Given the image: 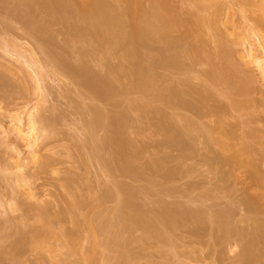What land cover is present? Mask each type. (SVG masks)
Returning a JSON list of instances; mask_svg holds the SVG:
<instances>
[{"label":"rangeland","instance_id":"1","mask_svg":"<svg viewBox=\"0 0 264 264\" xmlns=\"http://www.w3.org/2000/svg\"><path fill=\"white\" fill-rule=\"evenodd\" d=\"M40 1L0 0V242L5 248L14 244H18V249L22 246L16 252L17 257L5 256L3 264H72L75 260L66 240L62 241L63 245L54 237L49 240L56 248L59 246L58 259L55 254L23 244L34 230H42L44 223L37 215L44 208L48 212L44 210V215H48L41 214V218L50 222L46 227L67 236L76 231L75 213L89 221L90 224L87 220L83 224L85 219L81 222L84 229L81 226L82 240L77 248L88 251L93 239L89 242L93 234L90 230H95L99 242L95 264H119L117 257L121 251L127 254L126 264H235V259L243 253L245 242L240 243L241 237H229L228 243L216 242L211 221L199 223L190 214L201 211L210 215L228 208L231 223L239 233L246 229L251 233L264 223V213L258 216L262 225L258 219L259 224L251 222V212L245 206L249 197L253 199L255 194L260 197L264 193V184L260 186L263 182H258V186L255 181L257 172L264 180V21L260 19L264 16V7L261 0H206L203 7L185 0L174 1L173 5L183 16L194 21L215 14L218 7L215 36L222 37L226 46L228 43L233 53L231 63L242 74L241 79H248L242 84L228 80L230 83L225 81V85L221 83L216 88L212 85L210 88L219 94L215 101H206L202 113H196L190 106L184 109L174 104L162 105L135 88L127 89L126 83H135L130 77L114 78L108 86L100 85L101 80L94 81L107 75V67H120L122 51H114L107 64L101 63L102 58L98 56H83V49L92 45V39L54 23V16ZM113 5L128 7L123 0H114ZM205 25L203 38L208 44L204 49L211 65L194 66L183 59L184 67L181 64L176 70L173 60H167L173 53H168L166 44L156 47L162 51L161 57H166L162 59L173 64L165 62L163 68L157 69V75L162 80L171 78L170 86L174 82L189 83L187 87L182 85L181 90H186L183 99L190 104L200 101L202 86L211 85L202 73L220 69L217 68L220 63L214 61L221 49L215 37L207 34ZM180 35V29L172 30L171 38L178 42L174 43L175 48L181 50L192 45L193 38L179 41ZM232 85L244 86L245 89L241 88L248 94L242 96L240 92L235 97V92L230 90L235 88ZM190 88L198 92L192 93ZM236 100L240 105L237 103L239 107L235 108ZM132 101L150 104L160 112L145 114L131 107ZM98 115L106 120L105 126L97 123L94 126ZM38 117L47 121L49 131L38 132L36 145L30 146L28 140L33 135L30 136L29 130L33 118L38 120ZM186 120L192 129L184 127L185 131L182 124ZM177 122L178 126L182 123L179 127L186 135L183 145L168 137L175 134L174 130L168 135L163 129ZM190 122L199 129L190 126ZM208 132L229 144V149L210 145ZM228 135L235 140H230ZM246 143L247 146L252 143L253 152L243 149ZM122 146H127V152ZM120 150L125 154L121 155ZM233 156L238 158L235 162ZM98 158L102 163L106 159L105 164L110 163L108 167L98 163ZM76 195L83 196L84 201L81 208L73 210ZM130 200L147 219L168 209L178 211L181 219L172 231H162L167 237L162 240L153 234V228L144 230L127 219L131 211L124 203ZM160 225L161 230L166 229ZM101 228L117 233L126 249L115 248L114 241L112 247L103 246L102 241L108 234L101 232ZM262 233L254 240L257 238L264 246V229ZM261 243L258 245L263 259Z\"/></svg>","mask_w":264,"mask_h":264},{"label":"bare ground","instance_id":"2","mask_svg":"<svg viewBox=\"0 0 264 264\" xmlns=\"http://www.w3.org/2000/svg\"><path fill=\"white\" fill-rule=\"evenodd\" d=\"M123 1H124V3L128 4V7L127 8L125 7V9L114 6L113 5L114 0H41L40 1V4L42 6H44L54 16V18H53L54 23L61 24L65 29L71 30V32H73L74 34H76L78 36L89 37L92 39V45L89 47L87 46L88 48L85 47L86 49L85 48L83 49L84 50V52L82 51L83 56L84 55H86V56L95 55V56L102 58L101 63L107 64L108 59L110 58L111 54L114 51H116V50L122 51V55H121L122 64L120 65V67H118V68H108L107 67V69H108L107 75L105 77H103L102 79L94 80V81H98V80L100 81L101 80L99 82L100 85L108 86V84L114 78H117L120 76L130 77V78H133L135 80V83H130V82L126 83L125 87L127 89H134L135 88V89L139 90L146 98L150 97L153 100L160 102L162 105H167V106L170 105L171 106L174 104V106L177 105L178 107H181V108L185 107L184 109H186V107L190 106L189 108H191V110L193 108L196 111V113L197 112L200 113L204 109L206 101H208V100L215 101L217 99L216 98L217 94H219V93H216L218 91L215 90L217 85L221 86V83L224 85H225V83H230V82L232 83L233 80H234L233 82H237V83L242 84L241 83L242 81L245 82L244 80H248L245 78H244V80L241 79V76H239V75H242V74L238 73L239 71H236L237 70V69H235L236 66H234L235 63L233 62L234 65L231 63L233 53H232L231 48L227 47L228 43L226 46L224 44L222 37H217V35L215 36V33L218 32V31H216L217 30V28H216V23H217L216 20L217 19L215 18L217 16L216 13H218V7H217L215 14L209 15L208 18L206 17V19H204V17L203 18L197 17L198 19L196 21H194V19L190 20L191 18L187 19L188 17L187 18L184 17L185 15L183 16V14L179 11V9L173 5L175 0H123ZM176 1L182 2L183 0H176ZM185 1H188V2H190L194 5H197L199 7H203L206 0H185ZM261 4H262L261 6L264 7V0H261ZM130 17H133V19L130 20ZM260 19H261V21L262 20L264 21V16H263V18H260ZM205 24L208 27L207 28V32H208L207 34L212 36V38L215 37L214 40H215V42L218 43L217 45H219V48L221 49L219 57L216 56L217 58H215L213 56L215 58L214 62H216L217 64L220 63L219 67H217L220 69L219 70L216 69L217 71H215L213 69L209 70V71L205 70L206 72L202 73V74H204L205 78L208 79V80L207 79L206 80L209 81V83H211V85H209V87H206V85L202 86L203 90L201 88H200L201 91L199 90V93L201 94L200 95L201 96L200 101H198L196 103L192 102L194 104H192V103L190 104L189 103L190 101H187V100L185 101V98L183 99V96L185 95L184 91H186V90L182 91L183 90L182 85H184V86L186 85V87H187V85L190 86L189 83L183 84L179 81L181 84L174 82L177 86L174 87L173 86V85H175L174 83H172V85L170 86L171 83L169 84V82L170 81L172 82V80H169V79H171V78H168V79L166 78L167 80L166 79L162 80L157 75L156 71H158L157 70L158 68H160L162 66L164 67V65H166L165 62L168 63V65H172V66L174 64V67L176 70H177V68L179 69L181 67V64H182V67H184L183 63L185 60H187L188 63H190V65L194 64V66H198L197 64H205V63H207V64L209 63L208 65H211L212 61L210 59V56H206L207 52L204 49L206 47L205 45H206L207 41L205 43V41H204L205 37L203 38V35L205 33L203 32L204 29L202 30V27ZM174 29H180L181 30V35L179 37V41H182L186 38L187 39L193 38L191 40L193 43H192V45L190 44L191 47L188 46L190 48H188V47H186V49L182 48L183 50L179 49L180 51L177 48H175V46H176L175 44L178 42H176V41L174 42V39L171 38V33H172V30H174ZM221 38H222V40H221ZM160 43L166 44V46L168 47V48L166 47L168 49L167 50L168 53L170 51H171V53H173V55L170 54L167 56V60H169V61L173 60V61H171L173 64H171V63L169 64V62L167 60L164 61L162 59V57L164 59L166 57L163 54H162L163 56L161 57L162 51L158 50V48H156L157 45ZM175 51L178 53L176 54ZM67 54L69 55L70 53L68 52ZM217 54H219V53H217ZM70 55H72V54H70ZM77 56H79V53ZM180 58L182 60L181 63H180V61H181ZM214 58H213V60H214ZM183 59H184V61H183ZM216 59H218V62ZM80 60H81V58H80ZM81 62L83 64V60H81ZM177 62H179L178 63L179 66H178ZM175 63H176V65H175ZM84 65H86V64L84 63ZM168 65H167V67H168ZM176 66H178V67H176ZM199 66H201V65H199ZM86 67H88V65H86ZM221 67H222V69H221ZM171 68H173V67H171ZM89 70H91V69H89ZM228 80L229 81L231 80V81L229 82ZM247 83L249 84V82H247ZM94 85H96V84H94ZM212 85L215 86V88L211 89L210 87H212ZM235 85H237V84H235ZM233 87H235V86H233ZM241 87L244 88V86L240 85V87L236 86L235 87L236 89L235 88L230 89L232 93L235 92V93H233V94H236V95H234L235 97L237 96V93L241 95L240 92L243 93L242 96H244L245 93L248 94L247 91L245 92V90H244L245 88L243 89L244 90V92H243ZM109 88H111V86ZM246 89H248V88H246ZM97 90H98V88H97ZM190 90H192V91H190L192 93L198 92V91H196V89L193 90V88L192 89L190 88ZM240 95H238V96H240ZM234 102H233V105L235 104L234 107L235 108L239 107L240 104L237 102V100H236V103H234ZM141 104L142 103H139L138 101H132L130 103V106L133 108L139 109L140 111H143V113H145V114L150 113L151 115H153V114H156L157 112H160V110L154 108L150 104H145V105H141ZM241 104H244V103H241ZM99 115H98L99 118H97V121L95 120V123H93L95 127H96V123L98 125H102V126L104 125L105 126L106 120L104 121V119H102L103 116L101 115L102 116L101 117ZM33 119H34V121L31 120V122L32 121L33 122L31 125V129L29 130L30 136L33 135L32 137H30L31 140L30 139L28 140L29 141L28 143L30 146L36 145L38 138L35 135H37L38 132H40V131L45 132V130L49 131V129L47 128L48 124L47 125L45 124L47 121L43 120L42 117H41V119H40V117H38V120H37V118H36V120H35V118H33ZM171 122H173V120ZM185 122L184 123L186 126L181 123L183 125L182 126L183 130L185 128L190 129L191 127H189L187 120ZM173 123H175V122H173ZM173 123H171L172 124L171 126H169V127L166 126L163 129H164V131L166 130V132H165L166 134L169 133L168 135H170V131L174 130L175 134H173L171 137L170 136H168V137L171 138V141L178 143V145H183V143H184L183 140H184L186 135H185L184 131L182 130V128H180L181 124L179 125L180 126L179 127L178 126L179 122H177L174 125H173ZM190 123H191L190 126H192L193 128H196V129L198 128V127H196L197 125H194V123H192V122H190ZM118 124H120V123H118ZM162 124H163V122H162ZM102 126H100V127H102ZM37 127H38V129H37ZM174 131H173V133H174ZM185 131H186V129H185ZM199 131H201V130H199ZM208 133H210V132H208ZM208 133H207V135H208ZM223 133H225V132H223ZM19 134L22 135L23 131H20ZM214 136H215V133L209 134V141L208 142L210 143V145L216 144V146H219V147L221 146L225 150L229 149L228 148L229 144L226 145L222 139H218ZM230 136H229V138L231 140V138H233V136L232 135H230ZM226 137H227V134H226ZM233 140H235V138H233ZM176 143H174V144H176ZM251 144H249L250 146L249 145L247 146V143H246V145L243 148L244 150H247V153H249L248 150L250 152L254 151V150H252L253 145H251ZM122 147H126L125 149H123V148L122 149L127 152V150H128L127 146H122ZM96 150H97V148H96ZM123 150H120V152H119V153H121V155L125 154V152ZM93 153H95V152H93ZM117 153H118V151H117ZM238 154L239 155H237V156L239 158L241 155H240V153H238ZM91 156L92 155H90V157ZM237 156L232 157L234 162L238 159V158L236 159ZM96 157H98V156H95L93 158H96ZM88 159H91V158H88ZM100 159H101V156H100ZM102 159H104V157ZM232 159L230 157L231 161H232ZM97 160H98V163L104 164L106 166H107V164H110V163H108V161H107V164H105L106 159H105L104 163H102L101 160L99 162V158ZM88 161H90V160H88ZM93 161H94V159H93ZM111 162L114 163L113 160ZM228 162H230V161H228ZM241 162H245V161L242 160ZM251 162H250V164L253 165L254 163H251ZM51 163H52V161H51ZM245 163H247V161ZM237 164H239L238 161H237ZM44 165H46V164H44ZM48 165H49V163L47 164V166ZM248 165H249V163H248ZM114 166H115V164H114ZM114 166H112V167H114ZM249 166H251V165H249ZM109 167L111 168V166H109ZM122 169H124V168L122 167ZM128 170L130 172V169H128ZM128 170H127V172H128ZM132 170H131V173L133 174ZM254 171L257 172V168L254 169ZM258 174H259L258 172L256 173L257 176L255 175V173L253 174L254 177L256 176L255 177L256 178L255 181L257 180L256 184L259 186L260 184H258V182L260 183V181H261L263 183H261L260 186H263L264 180L262 181L259 178L260 174L259 175ZM224 183L226 184L225 181H224ZM122 189H124V188H122ZM255 195L257 196V194H255ZM263 195H264V193H263ZM263 195L259 194L260 197L257 196V198H256V196H254L255 198L253 197V199H250V197H249L248 199H250V201L247 199L248 202L245 204V206H247L249 208V213L251 212L249 214V215H251V216H249L251 218V222L255 221L256 223H258V220H259L258 216L260 214L264 213V206H262V205H264V203L262 202V200H264ZM73 198H74V202L72 204L73 210H78L79 208H81V203L83 204V201H84L82 199H84V198H83V196L81 198L80 195L73 196ZM124 204H127L126 206H128V208L131 211V213L127 215L128 220H130L134 225H136L138 227L139 226L142 227L144 230H148V229L153 228L154 229L153 234L155 236L157 235V237L161 238L162 240L167 239V237L165 238L163 236L162 231L163 230L170 231L172 228H174V226L177 223H179V218L181 217V215L178 213V211L168 209L166 211L164 210V212L162 211L161 213L157 214L156 217L153 219H147L145 216V213L141 209L137 208V206H135L134 203L131 202V200L126 201V203H124ZM260 204H262V205H260ZM36 209H33L35 213L37 212ZM40 210H43V209H40ZM44 210L46 213L47 212L46 208H44ZM43 211H41L40 213L37 212L38 214H40V215H37V216H39L38 218L41 219L40 222L44 223L42 230L41 229H40V231L34 230V232L35 231L36 232L32 233L33 235L31 236V238L29 237L30 239L26 238L27 241L25 240L26 243L23 242V244L24 245L25 244L32 245L34 247V249H36V250H41V251L43 250L44 252L46 251L48 253L50 252L51 254H55V257L57 256V259H58L60 257V255H59L60 252H59V250H57V248L59 246L56 248L55 246H53L54 244L52 245L50 243L52 240V237L55 238L54 239L55 241L56 240H57V242L60 241V244H62V241L64 243V240H66V244L70 245V250H71L70 254L72 255V257H76V258H74L75 260L72 262V264H95V260H96L95 256L97 254V250L99 247V242L95 238V232H96L95 230H94L95 231L94 232L93 229L90 228L91 229L90 231H92L93 234L90 233L91 234L90 238H88L89 242H90L91 238H93V239L91 240V246L89 247V249H87L88 251L85 250V252H84V249H82L83 250L82 251L80 248H77L78 245L80 244V240H82V237L80 236V231H82V230H80V228H81V226H83L81 222L84 221L85 217L80 218V217H77L78 214H76V213L74 214L73 224H75L74 227L75 228L77 227V228H76V231H74L73 233L70 234V232H69L70 236L68 234V236H69V238H68L67 234L64 232L63 233H61L62 231L57 232V230H53L52 227L51 228L46 227L49 225L50 222L47 223V221L45 219L42 220L43 218H45V217L41 218V216H42L41 214L44 215ZM229 211L227 208L224 211L221 210L219 212H217V211L212 212V214L210 212V215H207L208 213L206 214L205 212L201 213V211H198V213L192 212V214H190V216L193 215V218H194V216L197 217L199 220V223L202 220L204 221V220L209 219L211 221L210 222L211 225L214 227V231H215L214 232L215 233L214 238H216L215 239V241L217 240L216 242L220 243L221 240H223V241L226 240V242L228 243L227 239L229 237H233V236L235 237L236 235L238 237H241L240 243L245 242V244L243 243L244 244L243 253L240 256L238 255L239 257L237 259H235V264H264V260H263L264 257L262 259L261 257L263 255L260 256L261 255L260 252H262V251H260V245H258V243L260 244L261 241L259 240L260 241L259 242L257 240V238L254 240L255 236H257V235L259 236L260 233L263 234L262 232L264 229V226H263L264 223L262 225V222H264V221L261 222L259 220L260 221L259 223L262 226L261 227L257 226L258 229L257 230L254 229L255 232L253 231L250 233L247 229H246V231H244L245 229H243L244 232L241 231V233H239L237 231L238 229L236 228V226L233 223H231V220H230L231 218H229V216H228V215H231V213L228 214ZM46 215H48V214H45L44 216H46ZM77 218H79L80 220L82 219V221L79 222V219H77ZM250 218L248 219V221H250ZM46 219H48V217H46ZM86 220L87 219H85V222H83V224L87 223L88 220L87 221ZM194 220L197 221L196 218H194ZM48 221H49V219H48ZM255 222H253V223H255ZM88 223H89V221H88ZM204 223H205V221H204ZM158 224L161 227L164 226L166 229L162 228V230H161L159 228ZM88 226L91 227V225H88ZM88 226H86V227L89 228ZM82 228L84 229V226ZM158 228L160 229L161 232H159ZM85 230H86V228H85ZM100 231L101 232H107V234H108L107 239L102 241L103 246H105V247L107 246L108 248L110 246L112 247V244L114 241L116 243V244H114L115 248L119 247L120 249H126V244L124 242H122L121 240H119V238H117V233H115L111 229L107 230V228L106 229L101 228ZM32 232H33V230H32ZM49 240H50V242H49ZM223 241H221L222 244L224 243ZM17 243H19V245H20L21 242L18 240ZM261 246H263V242L261 243ZM7 248H5L4 245L0 242V264L4 263L5 258H6L5 256L9 257V255H10L12 258V256L14 255V257H17L16 252H18V250L20 249V248L18 249V244L11 245L10 248H8V249ZM263 249H264V246H263ZM20 251H21V249H20ZM19 256H20V254H19ZM8 257H7V259H8ZM3 258H4V260H3ZM13 259H15V258H13ZM117 260L119 261V264H126L127 263L126 252L121 251L117 257ZM17 261H18V259H17Z\"/></svg>","mask_w":264,"mask_h":264}]
</instances>
